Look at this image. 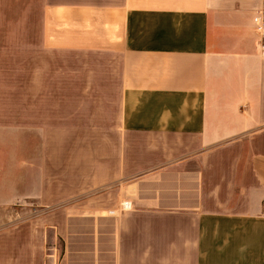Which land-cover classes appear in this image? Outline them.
Returning <instances> with one entry per match:
<instances>
[{
  "label": "crops",
  "instance_id": "obj_1",
  "mask_svg": "<svg viewBox=\"0 0 264 264\" xmlns=\"http://www.w3.org/2000/svg\"><path fill=\"white\" fill-rule=\"evenodd\" d=\"M261 4L0 0V209L36 212L0 231V264H54L53 238L56 264H264ZM82 53L118 70L120 144H49L51 115L81 129ZM1 54H25L24 79Z\"/></svg>",
  "mask_w": 264,
  "mask_h": 264
},
{
  "label": "rangeland",
  "instance_id": "obj_2",
  "mask_svg": "<svg viewBox=\"0 0 264 264\" xmlns=\"http://www.w3.org/2000/svg\"><path fill=\"white\" fill-rule=\"evenodd\" d=\"M12 56L14 64L22 62L16 72L19 80L25 78V54H1L2 60H8ZM58 58L53 54H40L39 63L56 62ZM81 77H82V112L81 116L76 117V125L80 126V130L74 132H59L57 131V123L59 118L51 115L49 118L50 125H54V132L49 133V144H120L122 133L117 131L118 116L115 108V98L117 96L118 70L114 67L113 61L106 55L82 53L81 56ZM46 75L48 71L45 70ZM66 76H69V70L65 69ZM56 72V69L53 70ZM110 89L108 99L105 96L104 90ZM25 86H19L16 90L19 99L17 101L16 116L18 121L25 122V102L20 99L24 94ZM6 109H9V102H6ZM54 110H51L53 113ZM37 118V117H36ZM73 118V117H71ZM63 119V118H62ZM3 121H8V117H3ZM66 121L67 118H65ZM73 122V121H72ZM71 122V123H72ZM37 123L41 124L40 118H37ZM109 127H106V126ZM18 144H41L40 134L38 133H18ZM21 203H15L7 209H0V231L7 230L25 222L31 215L36 212L27 210L22 207ZM50 237L55 236V231H50ZM52 240V239H51ZM50 242V241H49ZM60 244L53 238L52 242L47 244V259L48 256L54 253L57 249L59 255ZM52 250V251H51ZM47 264H53L46 262Z\"/></svg>",
  "mask_w": 264,
  "mask_h": 264
},
{
  "label": "built area",
  "instance_id": "obj_3",
  "mask_svg": "<svg viewBox=\"0 0 264 264\" xmlns=\"http://www.w3.org/2000/svg\"><path fill=\"white\" fill-rule=\"evenodd\" d=\"M253 24H254V29L258 35V43H257L258 51L260 56L264 59V0H262V4L254 11ZM131 207H132V202L130 200H124L121 202L119 206V210L124 211L130 209ZM116 213H117V209L110 211V214L112 215H116ZM53 251L54 253L51 256L55 258L54 264H56L59 255L57 253L56 248Z\"/></svg>",
  "mask_w": 264,
  "mask_h": 264
}]
</instances>
